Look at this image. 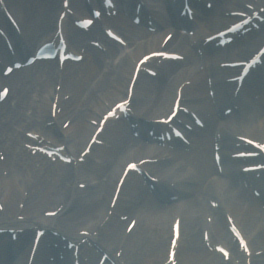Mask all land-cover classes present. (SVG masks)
<instances>
[{
	"label": "bare ground",
	"instance_id": "bare-ground-1",
	"mask_svg": "<svg viewBox=\"0 0 264 264\" xmlns=\"http://www.w3.org/2000/svg\"><path fill=\"white\" fill-rule=\"evenodd\" d=\"M114 1L116 2L115 9L107 10L101 7L108 19L119 17L124 8L129 9L132 15L138 14L135 0ZM159 1L163 2V0ZM242 1L252 3L254 8L251 9L256 12L264 7V0ZM21 2L16 12L19 14L24 39L28 43L36 44L33 39L39 35L41 36L40 40L51 41L57 31V18L63 11L59 0H39L38 5L34 0H21ZM91 2L92 6L96 7L101 0H92ZM7 3L8 5L11 3L15 8V2L12 3V0L10 2L7 0ZM227 3H229L228 0H217L214 7L216 13L221 10L220 8L226 10ZM30 4H32L31 8L36 7L35 11H33L34 9L29 11ZM83 5H88L87 1L71 0L70 8L74 6L79 9ZM162 8L158 6L157 11ZM228 9L236 11L235 6ZM213 17L214 19L218 18L216 15L211 16V18ZM0 19H4L3 15H0ZM171 21L172 15L168 14L166 17L164 16L163 20L159 19L156 25H166L169 32H174L170 27ZM128 26L129 28L120 30V33L125 36L129 48L135 44L134 50L127 51L124 59L118 63L119 65H115L112 61L108 63L106 73L100 79H97L94 66L101 63L102 57L104 58L105 55L96 49H91L94 59L92 63L82 62L79 71L74 72L73 78L69 80L62 79L61 81L59 78L53 77V75L62 74L61 71L54 69L56 66L54 60L43 63L47 65L48 75L36 73L33 67L15 71L13 75L7 77L0 73V82L11 83L12 99L16 101L12 105L5 99L2 101L3 104L1 103L3 108L0 111L7 116L6 122L0 123V202L3 208L0 210V230L13 229L16 235L21 236L24 230L29 228L45 229L47 236L39 244L36 253L38 259H34L33 264L42 263L40 261L42 257L49 258L52 246L55 244L60 249L62 246L64 259H74L84 263L89 261V264H92L95 259L94 250L91 248L95 245L99 250L102 249L100 254H109L111 261L107 259L104 264H171L175 262L176 264H264L263 253H259L264 245V219L258 214L255 202L251 200L253 198H247V190L238 185L240 184L239 171L237 174L235 167L229 164L228 151L230 149L223 147V131L218 125V127L215 126L216 119L206 120V128L212 132L216 131V134L220 135L215 142L217 152L221 157L219 165L214 162L213 158L214 164L205 159V156H213L215 151L213 135L208 131H199L195 140L198 145L190 152H181L176 149L165 151L173 159H179L180 163L176 166L174 165L175 161L170 163L165 160L167 155L164 156L161 155L162 152H156V148L151 147L147 142H142V145L136 143L133 149L127 150L128 152L125 153V144H128L131 134L120 122L116 123L115 135L106 136L104 132L96 135L97 129L101 125V119L104 118L103 115L111 111L115 104L119 102L125 104L127 100H129L132 113L135 112L141 118L148 117L152 120L154 118L160 120L163 110L168 107L172 109L173 102L179 94L181 107L184 110L188 109L193 112L195 109L201 116L206 113V110H212L211 101L202 91L201 82L196 76L190 75V69H195L194 66L177 71L178 67L173 63H171V67L157 62L151 63L152 65L148 64L146 67L153 66L152 68L156 73L158 72V75L149 76L144 72L140 73L134 87L131 88L132 73L136 66L134 61L142 50L151 49L150 51H153L155 48H158L157 50L168 48L172 49L171 51L174 53H186V56L190 57L189 61L192 58V53L187 52L183 37L174 33L171 40L165 43V47H162L164 41L157 33L153 34V38L149 42L137 43L140 37H147L148 33L142 32V29L136 25L129 24ZM207 33L200 31L199 36L206 37ZM263 34L258 38L251 36L249 40L252 44L241 46L235 55L246 54L247 49L256 46L262 40ZM15 42L21 43V39L18 38ZM111 45L118 47L114 42H111ZM70 49L78 50L73 46ZM7 51L5 46L0 47L3 57L8 56ZM112 52L114 51L111 48ZM111 53H108L106 57H109ZM17 56H21L19 51ZM232 60L236 59L232 58ZM77 64L74 63L71 67H76ZM118 66H121L119 70H117ZM174 66H176L175 69H173ZM71 67L65 77H69L73 73L74 70ZM225 73L220 71L218 76L214 77L216 82L214 86L220 90L218 98L220 103L226 101L227 96L224 93L234 91L235 86V84H231L233 87L230 90L231 85H227L224 80ZM75 76L81 78L80 81L76 82ZM169 76H174V78L168 81ZM43 77L46 78V81L42 85L38 80ZM87 81L89 82L86 83ZM184 81L192 82V84L190 86L186 84L181 89V84ZM219 81L220 84H218ZM56 83H60V89L56 88ZM53 84L56 85L53 86ZM192 89L196 94L189 93ZM242 89L244 90L243 85ZM69 92L73 93L71 100L66 98ZM195 96L198 97L196 100H194ZM72 100L73 102H71ZM26 106H29V112L24 110ZM254 111H258V114H246V116L243 113L234 114L227 119L229 120L227 129L232 130V133L228 134L230 141L224 145L238 146L237 139L239 138L235 139L234 134L247 136L244 132L254 127L257 130L252 134L263 137L264 124L263 130L260 129V124L264 123V118H262L264 117V108H254L250 112ZM54 112L58 121L64 120L69 123V134L54 141L61 148V152L71 159L70 162L59 165L62 168L57 173L46 175L42 173V166L37 167L40 163L44 164V162L38 161L37 157L44 156L30 148L33 145H44L42 140L29 138L21 127L27 122L26 128L31 129L30 131L35 130V134L39 133L40 137H46L47 134L43 133L42 129L39 131L38 127H44L45 122ZM178 112L180 113V111ZM183 117L182 114L179 118L182 120ZM139 124L142 126V121ZM156 124L159 131L164 133L166 128L168 130V125ZM195 128L197 127L195 126ZM108 132L109 128H107ZM6 133L10 135L7 139L5 138ZM144 134L143 138L150 139L146 132ZM102 141H106L104 144L110 141L113 148L102 153V156L107 158V169L100 167L96 171L97 166H92L94 157L90 153L97 147L98 142ZM91 142H93L91 151L84 154ZM128 145V148L133 146ZM80 157H83V160L79 162ZM185 160H189L192 164H186ZM128 164H138L142 172L145 171L154 179L156 188L151 189L149 183H145V177L140 175L131 180L135 174L130 171L123 183L124 186L118 193L117 200L114 202L119 188L117 182L123 177V172ZM219 166L222 170L218 169ZM182 168L184 169L182 170ZM154 174H158V176L156 177ZM160 175L161 177H159ZM163 176L165 178H162ZM245 178L247 177L245 176ZM161 179L165 180L164 184L160 182ZM263 180L261 178L259 181ZM187 181L195 184V186L184 189L193 195L187 201L176 206L157 204L158 202L165 203V199L161 196L162 190L180 189ZM259 181H256L255 187L257 188ZM173 183L174 187H172ZM82 184L86 187L85 189L81 186ZM201 188H206V190ZM155 192L156 194H154ZM197 193L202 198H193ZM213 202L215 208L210 206V203ZM217 208L223 211L224 216L226 214L232 219L234 223H230V225H239L245 234L250 233L254 228L253 239L249 241L248 246L246 245L247 248H241L236 244L233 235L231 237L226 231L225 225L230 221L228 218L225 217L223 227L216 221ZM50 211H55L56 215H46V212ZM129 212L132 214L130 221L137 219V224L130 231L128 229L130 221L126 224L125 217H123L126 216L125 213ZM208 217H211L210 221L207 219ZM142 219L146 223L142 222ZM172 219L175 223H178L179 219L182 221L178 237L174 235L173 231L171 234L167 228ZM198 227L199 231L196 230ZM53 231L57 232V235L51 234ZM207 231L209 233L208 240L203 239L204 237L197 238V234L202 232L201 234L204 235ZM34 236L35 234L32 236L33 241L30 244L25 245L23 242L21 246L14 247L18 259L17 264H26V261H29ZM249 236H245L246 239H249ZM216 240L223 241L221 243L227 247L230 246L231 260L229 263L225 262L226 258L223 255H218L211 248ZM68 242L73 243L71 249L63 246ZM49 245L50 247H48ZM75 250H78L77 255L74 253ZM44 252L47 254L44 255Z\"/></svg>",
	"mask_w": 264,
	"mask_h": 264
},
{
	"label": "rangeland",
	"instance_id": "rangeland-1",
	"mask_svg": "<svg viewBox=\"0 0 264 264\" xmlns=\"http://www.w3.org/2000/svg\"><path fill=\"white\" fill-rule=\"evenodd\" d=\"M160 31V30H159ZM158 31V32H159ZM157 32V34H160V36L159 37H162V35H164L163 34V32L161 31V32H159L158 33ZM152 34V33H151ZM153 35V34H152ZM144 36V35H143ZM144 37H146V36H144ZM152 38V36H149V38L147 39V40H150ZM89 81H87L86 83H88ZM103 103V102H102ZM2 118V117H1ZM57 129L55 130L56 132H55V134L56 135H58V137H62V136H64V134H65V131H64V128H62V121H60V123H58V122H56V126H55ZM61 127V128H60ZM63 129V130H62ZM97 154H99L98 152H96V154H95V156L97 155ZM99 161H100V159H99ZM92 166H94V167H96L97 166V168H96V171L101 167V168H103V169H107V167H106V165L105 164H97V165H95V164H93ZM95 172V171H94ZM125 201H126V199H125ZM159 205H163L162 203H158ZM177 204H175V205H170V206H176ZM143 217V216H142ZM130 219V218H129ZM129 219L127 220V221H129ZM264 219V218H263ZM143 220V219H142ZM221 221V220H220ZM143 222H145L144 220H143ZM126 223V222H125ZM141 223V222H140ZM127 224V223H126ZM142 224V223H141ZM167 227V226H166ZM167 228H169V227H167ZM166 228V229H167ZM196 230H198L199 231V227L196 229ZM162 233V232H161ZM200 234V233H199ZM199 234H197V235H199ZM200 236H201V234H200ZM161 237V236H160ZM96 258H98V257H96ZM96 258H95V260H96Z\"/></svg>",
	"mask_w": 264,
	"mask_h": 264
}]
</instances>
